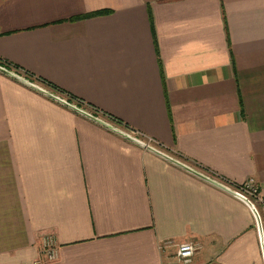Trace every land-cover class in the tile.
I'll list each match as a JSON object with an SVG mask.
<instances>
[{
	"label": "crops",
	"instance_id": "0c3cea01",
	"mask_svg": "<svg viewBox=\"0 0 264 264\" xmlns=\"http://www.w3.org/2000/svg\"><path fill=\"white\" fill-rule=\"evenodd\" d=\"M0 59L264 194V0H0ZM0 264L264 256L244 203L0 71Z\"/></svg>",
	"mask_w": 264,
	"mask_h": 264
},
{
	"label": "built area",
	"instance_id": "2783aa9c",
	"mask_svg": "<svg viewBox=\"0 0 264 264\" xmlns=\"http://www.w3.org/2000/svg\"><path fill=\"white\" fill-rule=\"evenodd\" d=\"M130 135L142 141L147 146H151L157 149L156 143L153 140L144 137L142 133L137 132L135 133V135L133 134H130ZM201 173L205 175L208 179H210L217 188L221 189L222 191L238 199L239 201L244 203L246 206H248L250 210L251 208H254L259 213V208H264V194L260 192L257 183L253 179L248 180L243 183H237L234 181H230L229 179H226L208 170L201 171ZM256 225L258 229L257 221H256ZM262 228H263V225H262ZM258 233H259V229H258ZM263 233H264V229H263ZM199 248H200L199 244L195 242L184 243V244L179 245L178 250H177V255H176L178 258V261L181 263H189L194 257L195 253L199 250ZM43 253L46 256V259L48 262L55 261L58 258L57 248L54 244L52 237H47L46 239H44Z\"/></svg>",
	"mask_w": 264,
	"mask_h": 264
},
{
	"label": "water",
	"instance_id": "95a60500",
	"mask_svg": "<svg viewBox=\"0 0 264 264\" xmlns=\"http://www.w3.org/2000/svg\"><path fill=\"white\" fill-rule=\"evenodd\" d=\"M0 71L3 72L4 74L14 78L15 80H17V81H19V82H21V83L33 88V89L39 91L40 93H43L44 95H46V96L50 97L51 99L57 101L61 105L65 106V107H68V108L76 111L77 113H80L81 115H83V116H85V117H87V118H89V119H91V120H93V121H95L97 123L102 124L106 128H108V129L118 133L119 135L123 136L124 138L136 143L137 145L141 146L142 148H145V149H147L149 151H153V152L159 154L160 156L172 161L176 165L188 170L189 172L197 175L198 177H200V178H202V179H204V180H206V181H208V182H210V183H212L214 185V183L210 179H208L205 175H203L202 173L197 172L196 170H194L190 166L186 165L185 163H183L181 161H178L176 159H173V158L169 157L168 155H166L165 153H162L161 151H159V150H157V149H155V148H153L151 146H147L145 143H143L142 141L136 139L135 137H133L129 133H127V132H125V131H123V130H121V129H119V128H117V127H115V126H113V125H111V124H109L107 122H105L104 120H102L101 118L93 115L92 113H89V112H87V111H85V110H83L81 108H78L76 105L69 103L68 100L63 99V98L51 93L50 91H48L45 88L39 86L38 84H35V83L31 82L27 78H25V77L15 73V72H13V71H10V70L6 69L5 67H3L1 65H0ZM245 202H247V201H245ZM251 210H252V212H253V214L255 216V219L257 221V224H258L259 237H260L261 247H262L263 256H264V233H263V228H262V222H261L260 215H259L258 211L256 209H254V208H251Z\"/></svg>",
	"mask_w": 264,
	"mask_h": 264
},
{
	"label": "trees",
	"instance_id": "16d2710c",
	"mask_svg": "<svg viewBox=\"0 0 264 264\" xmlns=\"http://www.w3.org/2000/svg\"><path fill=\"white\" fill-rule=\"evenodd\" d=\"M111 14V11H100V12H95V13H91L85 16V18L87 17H94V16H103V15H108ZM0 65L9 69V70H18L19 72H21L28 80H30L31 82H35V83H39L42 84L43 86L47 87L48 89L54 91L56 94L62 95L64 98H66L68 100L69 103L76 105L78 108H81L83 110H88L90 111L93 115L97 116V117H101L106 119L107 121H109L110 123L114 124L117 127L120 128H124L126 130H132L127 124H125L122 120L116 118L113 115H110L106 112H103L102 110L98 109L97 107L86 103L84 100L79 99L73 95H71L70 93L65 92L64 90L60 89L58 86L46 81L45 79L42 78H35L33 75L22 71V69H20L19 67L12 65L11 63H9L8 61H4L0 59ZM161 66V63H160ZM183 161L185 162H190L189 159L186 158H182ZM202 169L204 170H209L205 167H202Z\"/></svg>",
	"mask_w": 264,
	"mask_h": 264
}]
</instances>
